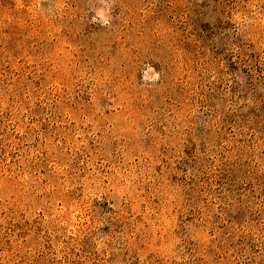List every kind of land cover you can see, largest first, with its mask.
<instances>
[{"label":"rangeland","instance_id":"374dc122","mask_svg":"<svg viewBox=\"0 0 264 264\" xmlns=\"http://www.w3.org/2000/svg\"><path fill=\"white\" fill-rule=\"evenodd\" d=\"M0 264H264V0H0Z\"/></svg>","mask_w":264,"mask_h":264}]
</instances>
